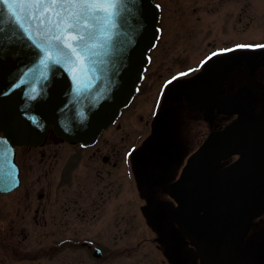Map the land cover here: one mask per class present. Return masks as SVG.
<instances>
[{
    "label": "flooded vegetation",
    "instance_id": "1",
    "mask_svg": "<svg viewBox=\"0 0 264 264\" xmlns=\"http://www.w3.org/2000/svg\"><path fill=\"white\" fill-rule=\"evenodd\" d=\"M154 1L161 6L159 35L118 117L90 143L67 140L50 127L39 143L13 146L18 184L0 191V221L5 238H28L17 223L38 224L39 245L21 258L37 263L23 264H264V209L243 232L235 255L226 245L230 234L222 246L192 240L173 192L212 134L264 123V48H234L264 44V0ZM252 28L256 34L249 36ZM224 48L234 50L220 53ZM228 53H238L239 61L216 95L192 105L179 82L202 71L206 57ZM188 69L195 71L165 84ZM6 146L10 153V139ZM240 155L222 157L215 169ZM3 159L0 172H10V157ZM5 256L0 264H13Z\"/></svg>",
    "mask_w": 264,
    "mask_h": 264
},
{
    "label": "water",
    "instance_id": "2",
    "mask_svg": "<svg viewBox=\"0 0 264 264\" xmlns=\"http://www.w3.org/2000/svg\"><path fill=\"white\" fill-rule=\"evenodd\" d=\"M0 21V154L10 139V172L0 173V190L17 183L14 144H37L52 125L57 134L70 141L90 143L115 120L134 95L149 61L148 51L158 36V11L154 0H124L119 27L106 55L98 57V71L88 88L75 91L70 72L60 64L43 69L39 50L7 12ZM228 53L207 61L202 71L179 88L196 105L205 95L215 96L225 74L239 61ZM26 83L13 85L23 73ZM36 93H32V88ZM31 95H36L31 99ZM240 157L221 169L215 163L231 153ZM3 162L4 159H0ZM6 160V159H5ZM15 165V167H13ZM15 179V181H14ZM9 181V182H8ZM186 211L193 210L208 245L221 244L219 229L227 232L230 246L237 248L250 221L264 208V123H249L212 134L193 154L181 180L173 186ZM179 210V209H178ZM222 246V244H221ZM220 246V247H221ZM221 258L223 253L212 251Z\"/></svg>",
    "mask_w": 264,
    "mask_h": 264
},
{
    "label": "snow or ice",
    "instance_id": "3",
    "mask_svg": "<svg viewBox=\"0 0 264 264\" xmlns=\"http://www.w3.org/2000/svg\"><path fill=\"white\" fill-rule=\"evenodd\" d=\"M20 29L39 50L38 64L47 69L49 64H60L72 75L75 91L88 88L98 71V57L106 55L119 27L118 18L124 0H0ZM157 9L161 6L155 5ZM3 10L0 9V21ZM159 31V30H158ZM235 49L264 48V44H237ZM234 48L220 49V53ZM213 52L211 56L217 55ZM206 57L201 65L211 59ZM195 69L180 72L165 84L184 77ZM25 71L13 85L18 88L27 81ZM36 93V88H32ZM36 95H31L35 99ZM131 153H129L130 155ZM7 157V149L0 159ZM15 167V165H13Z\"/></svg>",
    "mask_w": 264,
    "mask_h": 264
},
{
    "label": "rangeland",
    "instance_id": "4",
    "mask_svg": "<svg viewBox=\"0 0 264 264\" xmlns=\"http://www.w3.org/2000/svg\"><path fill=\"white\" fill-rule=\"evenodd\" d=\"M256 34V30L252 28L249 32V36H253ZM236 36V33H233V36ZM2 207H0L1 209ZM18 226H24L26 230L29 231L28 238H25V236L22 235H15L14 237H4L5 229H6V223L3 221H0V255L1 258L4 257V253L7 255L5 257H8L5 259V262H11L13 264H18V263H37V261L31 262L28 260H23L21 259L22 256L23 258L26 256L25 253L28 252L29 249L33 250L39 245V238L36 236V228L38 226L37 223L35 222H21L17 223ZM26 231V232H28ZM109 237V236H108ZM106 242L110 240L109 238L105 239ZM65 256V255H64ZM63 256V257H64ZM39 259V258H38ZM1 262H3V259H1ZM87 262V261H86ZM77 263V262H75Z\"/></svg>",
    "mask_w": 264,
    "mask_h": 264
},
{
    "label": "bare ground",
    "instance_id": "5",
    "mask_svg": "<svg viewBox=\"0 0 264 264\" xmlns=\"http://www.w3.org/2000/svg\"><path fill=\"white\" fill-rule=\"evenodd\" d=\"M188 80H190V78L189 79H185V80H181V81L184 82V81H188ZM196 104L197 105H201L202 103L197 101ZM196 207H197V203H195V205H194V208H193L194 212H193V210L184 211L185 220L183 222H181V223H182V226H183L184 230L189 234V236L192 238V240L195 243H197L199 246L207 247L208 246V240L205 239V236L209 235V233H211L213 231H208L206 229L204 231H202V229L199 226H196L197 222H198V219L193 217V216L192 217L190 216V214H194L195 215ZM230 230H233V226L231 228H227V229H219L218 231H221L220 234L225 235ZM232 237L230 238V240L228 242H226V245H230L231 244Z\"/></svg>",
    "mask_w": 264,
    "mask_h": 264
}]
</instances>
